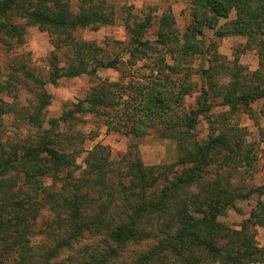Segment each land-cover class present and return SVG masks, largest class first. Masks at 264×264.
I'll return each mask as SVG.
<instances>
[{
    "label": "trees",
    "instance_id": "trees-1",
    "mask_svg": "<svg viewBox=\"0 0 264 264\" xmlns=\"http://www.w3.org/2000/svg\"><path fill=\"white\" fill-rule=\"evenodd\" d=\"M116 1L0 0V46L14 52L16 61L15 74L5 75L0 67V264H264L258 242V229L264 233V179L258 187L251 184L262 159L245 144L241 129L222 127L200 141L198 118L211 108L201 104L185 111L184 84L177 82L182 72L192 82L191 68L177 61L187 66L194 56L206 55L199 39L206 30H223L227 20L221 35L244 38L260 68L230 75L221 106L249 108L263 101L264 0H190L185 33L170 10L158 18L150 9L130 23ZM117 17L125 21L133 66L149 59L148 53L159 56L156 77L139 82L131 76L128 85L99 80L75 110L47 120V84L95 77L123 61L106 62L96 44L74 40L79 30H98ZM32 27L74 43L73 64L64 71L53 63L45 80L21 61L17 50ZM164 55L171 56V66ZM214 68L197 71L199 79ZM18 82L31 94L22 106L6 100ZM210 85L201 83V96ZM81 114L129 140L128 153L113 159L102 144L80 147L82 134L69 131ZM7 116L15 117L14 129L29 134L12 141L5 131ZM152 134L176 144L174 164L148 167L132 153ZM243 176L250 182L235 181ZM251 198L256 205L239 229L221 221Z\"/></svg>",
    "mask_w": 264,
    "mask_h": 264
},
{
    "label": "rangeland",
    "instance_id": "rangeland-1",
    "mask_svg": "<svg viewBox=\"0 0 264 264\" xmlns=\"http://www.w3.org/2000/svg\"><path fill=\"white\" fill-rule=\"evenodd\" d=\"M115 5L118 10L126 8L124 16L130 17V23L135 19L133 15H147L152 12L150 9H155L152 13H155L158 18L170 10L175 18L176 27L183 33H185V29L191 20L190 0H117ZM141 12L142 14H140ZM123 21L122 17H117L111 25L102 26L98 30H79L74 34L75 42L94 43L104 50L98 56L100 59L108 62L112 59L123 58V61L115 70H100L95 77L90 75H82L76 78L64 77L58 80L55 85L47 84L45 90L50 95L47 120L58 119L65 111L75 110L74 106L91 93V89L97 85L99 80L128 85L131 76H134L135 81L139 82L156 77L157 74L154 73V70H160L155 64L159 56L154 53H148L149 59L138 62L136 66L130 62L129 55L126 54V50L129 48V37L125 29V21ZM227 23V20L221 22L220 27H224L223 30L204 31V37L200 38L199 41H201V46L206 55L194 56L187 66L177 61L182 68L187 67L192 70V82L186 81L184 72L178 76L177 82L184 84L185 111L190 108L198 109L201 104H208L211 108L208 113L198 118L195 135L200 141L206 140L212 130H220L222 127L237 128L246 132L247 137L244 138L243 134L242 139L262 159L257 166L258 172L251 181V184L258 187L264 179V171L261 169L264 167V100L252 104L249 108L241 107L239 109H231L229 106L222 107L221 104L225 101V95L229 90L225 88H229L230 75L237 74L239 71L255 73L260 68V61L256 51L247 45L244 38L221 35V32L226 34L227 27L224 25ZM154 32L151 30L150 34ZM73 44L70 43L69 45L64 37L52 36L32 27L27 30L25 45L20 47L17 53L20 55L21 61L28 64L38 76L47 80L52 71L51 65L53 63L58 64L64 71L73 64ZM56 58H58L57 62L55 61ZM14 59V52L0 46V67L5 75L15 74L12 67L16 63ZM164 59L168 66L172 65L171 56L164 55ZM210 66H215V68L209 70L208 75L200 80L197 71L207 70ZM165 70L163 71L164 74L169 75L170 73ZM16 78L19 79L18 76ZM207 81L211 85L206 95L201 96V83ZM188 83H191L192 86H189ZM23 84L15 83L16 91L6 98L8 102H14L17 99L18 104L22 106L31 100V94L26 89L28 85ZM77 117L81 122H71L72 129L69 134H82L81 138H84L85 143L80 147L84 150H91L96 144H102L111 149L113 159L121 158L128 153L129 140L120 136L113 129L106 128L93 116L81 114ZM15 123V117H6L5 131L13 139L12 141L22 139L29 134V131L23 128L20 131L14 129ZM132 153H138L143 163L148 167L159 166L164 163L174 164L178 158L176 144L170 140H160L155 134L143 140L137 149L132 150ZM84 158L85 155H82L78 160L79 165H83ZM249 179L248 177L244 179L243 176L235 181L242 185L244 180L249 183ZM255 205L256 198L239 202L235 209L229 210L221 218V221L232 229H239L241 224L249 219ZM258 242L261 247L264 246L262 229H258Z\"/></svg>",
    "mask_w": 264,
    "mask_h": 264
}]
</instances>
